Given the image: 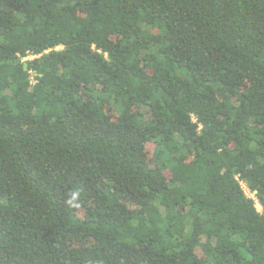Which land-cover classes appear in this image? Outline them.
<instances>
[{
    "label": "trees",
    "instance_id": "obj_1",
    "mask_svg": "<svg viewBox=\"0 0 264 264\" xmlns=\"http://www.w3.org/2000/svg\"><path fill=\"white\" fill-rule=\"evenodd\" d=\"M0 264H264V0H0Z\"/></svg>",
    "mask_w": 264,
    "mask_h": 264
},
{
    "label": "clouds",
    "instance_id": "obj_2",
    "mask_svg": "<svg viewBox=\"0 0 264 264\" xmlns=\"http://www.w3.org/2000/svg\"><path fill=\"white\" fill-rule=\"evenodd\" d=\"M79 193H73L72 195V199L68 201L69 205L73 206V207H78L79 205L75 203V201L77 200Z\"/></svg>",
    "mask_w": 264,
    "mask_h": 264
},
{
    "label": "built area",
    "instance_id": "obj_3",
    "mask_svg": "<svg viewBox=\"0 0 264 264\" xmlns=\"http://www.w3.org/2000/svg\"><path fill=\"white\" fill-rule=\"evenodd\" d=\"M60 47H58V49H59ZM36 57H38V56H36V55H33V54H30L27 58H25L24 59V61H27V60H32V59H34V58H36ZM242 186L244 187V188H247V186L245 185L244 186V184H242ZM253 199H255L256 200V198H255V195H254V198ZM259 206V205H258ZM262 210V209H261ZM260 210V211H261Z\"/></svg>",
    "mask_w": 264,
    "mask_h": 264
},
{
    "label": "rangeland",
    "instance_id": "obj_4",
    "mask_svg": "<svg viewBox=\"0 0 264 264\" xmlns=\"http://www.w3.org/2000/svg\"><path fill=\"white\" fill-rule=\"evenodd\" d=\"M245 186V185H244ZM244 188V187H243ZM244 191L246 193V195L250 198H254V194L248 189V188H244ZM258 207V210H261V207L260 206H257Z\"/></svg>",
    "mask_w": 264,
    "mask_h": 264
}]
</instances>
